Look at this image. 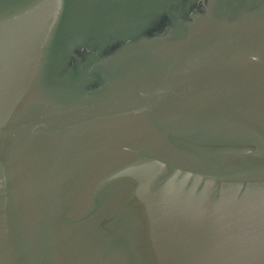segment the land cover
Instances as JSON below:
<instances>
[{
    "label": "water",
    "instance_id": "1",
    "mask_svg": "<svg viewBox=\"0 0 264 264\" xmlns=\"http://www.w3.org/2000/svg\"><path fill=\"white\" fill-rule=\"evenodd\" d=\"M0 264H264V0H0Z\"/></svg>",
    "mask_w": 264,
    "mask_h": 264
}]
</instances>
